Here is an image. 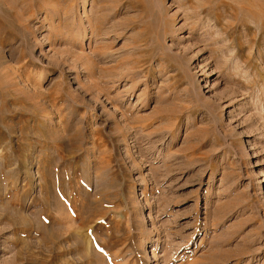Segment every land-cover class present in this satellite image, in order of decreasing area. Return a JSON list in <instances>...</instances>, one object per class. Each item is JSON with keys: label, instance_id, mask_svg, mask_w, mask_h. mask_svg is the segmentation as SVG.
Returning a JSON list of instances; mask_svg holds the SVG:
<instances>
[{"label": "rangeland", "instance_id": "1", "mask_svg": "<svg viewBox=\"0 0 264 264\" xmlns=\"http://www.w3.org/2000/svg\"><path fill=\"white\" fill-rule=\"evenodd\" d=\"M0 264H264V0H0Z\"/></svg>", "mask_w": 264, "mask_h": 264}, {"label": "bare ground", "instance_id": "2", "mask_svg": "<svg viewBox=\"0 0 264 264\" xmlns=\"http://www.w3.org/2000/svg\"><path fill=\"white\" fill-rule=\"evenodd\" d=\"M130 1H131V0H129V3H130ZM135 2L138 3L139 1H135ZM135 2H134V3H135ZM141 6H142V5H141ZM203 6H204V5H203ZM136 7H137V6H136ZM139 7H140V6H139ZM200 10L202 11V8H201ZM96 28H97V27H96ZM97 29H98V28H97ZM92 31H93V30H92ZM94 33H95V32H94ZM144 33H145V31H144ZM142 34H143V33H142ZM142 37H143V36H142ZM137 46H138V45H137ZM152 51H153V50H152ZM159 51H160V50H159ZM147 56H148V55H147ZM148 57H149V58H146V60H148V61H149L150 59H152V58H155V57H157V59L160 58V60H161V59H162V60H163V59H166V57L164 56V53L161 52V51H160V52H153L152 55H149ZM154 60H155V59H154ZM122 62H123V61H122ZM134 62H135V61H133V64H135V67H136V62H135V63H134ZM130 63H131V64H130L131 66H129V65L126 66V65H127V64H126V65H124V67H123V66H122V67H123L124 69H125V66L128 67V68H129V67L132 68V61H131ZM117 65H118V64H117ZM149 67H150V66H149ZM149 67L147 66L148 69H149ZM128 68H127V69H128ZM132 69H133V68H132ZM125 71H126V69H125ZM127 71H128V70H127ZM127 71H126V72H127ZM128 72H129V71H128ZM130 72H131V71H130ZM123 73H124V72H123ZM127 74H128V73H127ZM123 75H124V74H123ZM54 97H55V96H54Z\"/></svg>", "mask_w": 264, "mask_h": 264}]
</instances>
